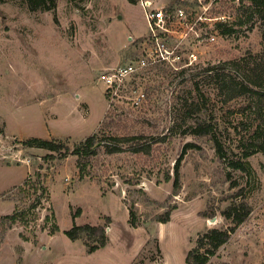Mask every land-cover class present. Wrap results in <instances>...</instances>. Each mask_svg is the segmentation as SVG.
I'll use <instances>...</instances> for the list:
<instances>
[{
	"label": "rangeland",
	"instance_id": "1",
	"mask_svg": "<svg viewBox=\"0 0 264 264\" xmlns=\"http://www.w3.org/2000/svg\"><path fill=\"white\" fill-rule=\"evenodd\" d=\"M157 2L206 16L200 31L216 40L191 66L150 69L128 83L145 92L135 106L134 91L108 95L101 74L134 57L146 37L138 0H58L36 11L26 0H0V264H188V251L213 227L232 232L206 264H264V150L252 147L258 98L227 100L204 73L249 53L264 59V19L247 0ZM219 23L234 31L223 34ZM205 119L224 154L213 134L184 132ZM93 134L111 143L156 140L150 153L100 150L84 176L75 154L24 144L41 137L74 149ZM233 205L241 215L250 209L239 223L223 215ZM88 224L105 227L104 247L90 250L95 235L65 233Z\"/></svg>",
	"mask_w": 264,
	"mask_h": 264
},
{
	"label": "trees",
	"instance_id": "2",
	"mask_svg": "<svg viewBox=\"0 0 264 264\" xmlns=\"http://www.w3.org/2000/svg\"><path fill=\"white\" fill-rule=\"evenodd\" d=\"M58 0H26L28 7L32 11L36 10H54L57 7ZM244 2V0H240ZM249 2L248 9L250 12L257 13L262 19H264V0H247ZM244 7V6H243ZM218 26L222 28L223 34H230L234 31L232 27L224 28L226 24L219 23ZM164 66H159L162 69ZM230 67V69H229ZM204 73L213 76L216 80V87L220 92L226 94L227 100H233L238 97L250 95L258 98V104L254 107L256 116V125L253 129V141L252 147L257 150H264V59L259 57V54L249 53L247 56L236 58L231 61H225L221 64L211 65L204 68ZM191 108L194 107V103L190 104ZM188 109V112H193L194 109ZM248 109H252L249 105ZM245 110V109H244ZM185 133H194L197 135H212L214 132V125L210 120L195 121L187 123ZM98 134H93L83 140L80 144L76 145L73 149L65 141H58L53 139H46L41 137H32L27 139L24 144L27 147H37L46 149L49 153H62L61 156H67V154H75L78 158L77 165L80 169L82 176L89 172V166L92 164V160L96 157L100 150L105 153L113 154L122 152L125 150H131L133 152L150 153L152 148V138H156L143 135H131L123 137H114L117 139V143H111L105 139H97ZM213 134L217 150L220 154L224 151L221 141ZM158 139V138H157ZM159 140V139H158ZM129 149H124L126 147ZM191 144H187L189 146ZM186 152V151H184ZM224 154V153H223ZM250 153H245L248 156ZM52 157V155H46V158ZM180 161L179 158L175 165V179L179 180L180 176ZM232 166L245 168L242 161L231 162ZM250 209H247L244 215L240 214V209L237 206H230L223 211V215L226 218H233L236 223L241 222L243 218L248 215ZM131 214H135L131 210ZM170 211H167L165 215L160 219L161 222H167L170 220ZM15 218L14 216H11ZM59 230L58 224L54 225L51 232L55 233ZM232 227L230 228H217L213 227L200 235L197 239L196 245L190 249L186 255V262L188 264H206L210 257L213 256L223 243L229 240ZM66 235L76 240L80 238L82 233H86L90 237H97L98 243L92 245L90 250H96L100 247H104L107 244L108 236L106 235V229L101 225H74L71 229L65 231Z\"/></svg>",
	"mask_w": 264,
	"mask_h": 264
},
{
	"label": "built area",
	"instance_id": "3",
	"mask_svg": "<svg viewBox=\"0 0 264 264\" xmlns=\"http://www.w3.org/2000/svg\"><path fill=\"white\" fill-rule=\"evenodd\" d=\"M142 5L149 31L140 42L137 53L126 63L115 67H109L101 78L106 86L108 95L116 97L120 91H134L129 93V101L140 106L145 99V92H138L136 86L127 88L128 83L133 82L150 69L166 66L171 69H183L198 61L202 45L216 40L212 33L206 34L200 31L207 17L199 15L192 17L188 11L177 6L175 9L161 5L157 0H138ZM194 40L193 44H189Z\"/></svg>",
	"mask_w": 264,
	"mask_h": 264
},
{
	"label": "crops",
	"instance_id": "4",
	"mask_svg": "<svg viewBox=\"0 0 264 264\" xmlns=\"http://www.w3.org/2000/svg\"><path fill=\"white\" fill-rule=\"evenodd\" d=\"M161 5H164L165 3H160Z\"/></svg>",
	"mask_w": 264,
	"mask_h": 264
}]
</instances>
